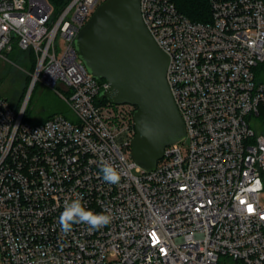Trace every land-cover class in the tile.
Segmentation results:
<instances>
[{"label": "built area", "instance_id": "2783aa9c", "mask_svg": "<svg viewBox=\"0 0 264 264\" xmlns=\"http://www.w3.org/2000/svg\"><path fill=\"white\" fill-rule=\"evenodd\" d=\"M105 1L0 0V61L15 47L36 57L24 102L0 95V264H264V0H209L207 23L173 0H141L190 141L151 172L131 158L137 108L105 101L107 82L77 53ZM37 83L72 117L25 121ZM102 161L119 184L103 181ZM77 197L111 223L61 232L64 201Z\"/></svg>", "mask_w": 264, "mask_h": 264}, {"label": "water", "instance_id": "95a60500", "mask_svg": "<svg viewBox=\"0 0 264 264\" xmlns=\"http://www.w3.org/2000/svg\"><path fill=\"white\" fill-rule=\"evenodd\" d=\"M75 44L88 71L107 82L101 96L137 108L131 158L154 171L165 149L182 142L187 130L167 81L170 58L146 26L141 0H106Z\"/></svg>", "mask_w": 264, "mask_h": 264}, {"label": "rangeland", "instance_id": "374dc122", "mask_svg": "<svg viewBox=\"0 0 264 264\" xmlns=\"http://www.w3.org/2000/svg\"><path fill=\"white\" fill-rule=\"evenodd\" d=\"M57 43L62 48L63 40L61 38L57 39ZM4 55V58L0 61V95L12 101L15 107L17 104L19 107L24 102L31 88L36 57L34 66H31V55L22 52L18 47ZM57 90L64 94L60 88ZM27 112L28 118H26V121L30 124L44 122L55 115L72 117L70 108L60 95L54 89L44 87L41 83H37L34 86L27 106ZM180 146L183 153H186L189 149L190 141L185 139L180 143ZM134 173L139 174L136 171ZM261 202L264 204V192L261 196Z\"/></svg>", "mask_w": 264, "mask_h": 264}, {"label": "clouds", "instance_id": "9594fccd", "mask_svg": "<svg viewBox=\"0 0 264 264\" xmlns=\"http://www.w3.org/2000/svg\"><path fill=\"white\" fill-rule=\"evenodd\" d=\"M102 179L110 185H117L121 180V173L115 165L102 161L100 166ZM113 216L107 211L99 213L86 208L82 197L71 201L65 200L63 211L58 217L60 231L65 235L71 233L75 225L84 224L89 231H98L111 223Z\"/></svg>", "mask_w": 264, "mask_h": 264}, {"label": "trees", "instance_id": "16d2710c", "mask_svg": "<svg viewBox=\"0 0 264 264\" xmlns=\"http://www.w3.org/2000/svg\"><path fill=\"white\" fill-rule=\"evenodd\" d=\"M57 9H59L64 0H49ZM176 8L178 11L183 14L185 17L190 19L192 22L196 23H207L211 21V9L209 5V0H173ZM31 55L30 63L31 66H34L35 64V56L32 53H29ZM107 101L106 99H104ZM10 101V100H9ZM12 106L14 108H18V104L16 107L13 105V102L10 101ZM26 118H28V112L26 110L25 113V121ZM50 118V117H49Z\"/></svg>", "mask_w": 264, "mask_h": 264}, {"label": "snow or ice", "instance_id": "6c2138e0", "mask_svg": "<svg viewBox=\"0 0 264 264\" xmlns=\"http://www.w3.org/2000/svg\"><path fill=\"white\" fill-rule=\"evenodd\" d=\"M251 210V209H250Z\"/></svg>", "mask_w": 264, "mask_h": 264}]
</instances>
